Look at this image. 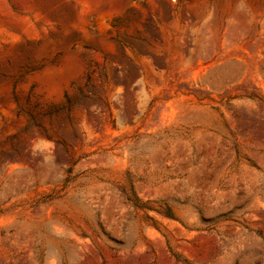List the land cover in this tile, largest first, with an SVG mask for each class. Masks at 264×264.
I'll return each mask as SVG.
<instances>
[{
    "label": "rangeland",
    "instance_id": "374dc122",
    "mask_svg": "<svg viewBox=\"0 0 264 264\" xmlns=\"http://www.w3.org/2000/svg\"><path fill=\"white\" fill-rule=\"evenodd\" d=\"M0 264H264V0H0Z\"/></svg>",
    "mask_w": 264,
    "mask_h": 264
},
{
    "label": "bare ground",
    "instance_id": "6f19581e",
    "mask_svg": "<svg viewBox=\"0 0 264 264\" xmlns=\"http://www.w3.org/2000/svg\"><path fill=\"white\" fill-rule=\"evenodd\" d=\"M72 55V54H71ZM75 59L73 56H68L66 57V63L62 64L59 67H55V66H50L48 68H46L40 75L43 78H47V79H52L54 78L57 74H59L60 72H73V71H77L79 70V66L78 64H76V62H74ZM76 64V65H75ZM60 73V74H61ZM68 73V72H67ZM59 75H57L58 77ZM61 88H60V84L58 83L56 85V89L54 91V94L59 97L61 95Z\"/></svg>",
    "mask_w": 264,
    "mask_h": 264
},
{
    "label": "water",
    "instance_id": "95a60500",
    "mask_svg": "<svg viewBox=\"0 0 264 264\" xmlns=\"http://www.w3.org/2000/svg\"><path fill=\"white\" fill-rule=\"evenodd\" d=\"M69 56V55H68Z\"/></svg>",
    "mask_w": 264,
    "mask_h": 264
}]
</instances>
